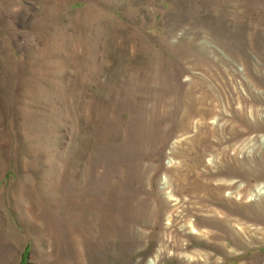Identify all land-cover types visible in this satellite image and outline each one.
I'll return each instance as SVG.
<instances>
[{"label": "rangeland", "instance_id": "rangeland-1", "mask_svg": "<svg viewBox=\"0 0 264 264\" xmlns=\"http://www.w3.org/2000/svg\"><path fill=\"white\" fill-rule=\"evenodd\" d=\"M0 264H264V0H0Z\"/></svg>", "mask_w": 264, "mask_h": 264}, {"label": "bare ground", "instance_id": "bare-ground-1", "mask_svg": "<svg viewBox=\"0 0 264 264\" xmlns=\"http://www.w3.org/2000/svg\"><path fill=\"white\" fill-rule=\"evenodd\" d=\"M192 176H195V177H192ZM192 176H189V178H190V180L192 179V178H196V180H195V182H199V183H197V185H195V187H193L192 185H193V182L192 183H185L186 182V180L184 181V183H185V185L187 186V188H186V191L185 192H187L188 194L189 193H191V192H193V190H195V191H197V190H200V189H202V191H208L207 193H208V195H207V203L209 204L211 201H212V199H210L211 197H212V194L209 192V191H211V188H210V185H207V184H202L200 181H198L199 179V176L200 175H192ZM189 180V179H188ZM189 180V181H190ZM194 180V179H193ZM188 182V181H187ZM194 182V183H195ZM201 183V184H200ZM218 187V186H217ZM217 191V190H216ZM195 194V193H194ZM197 194V193H196ZM192 196V195H191ZM200 201H203V199L201 198L200 199ZM204 202V201H203ZM217 203V202H216ZM211 205V204H210ZM212 235H213V233H212ZM218 235V234H217ZM219 237V236H218ZM212 238H213V236H212ZM216 238V237H215ZM213 240H215V239H213Z\"/></svg>", "mask_w": 264, "mask_h": 264}]
</instances>
